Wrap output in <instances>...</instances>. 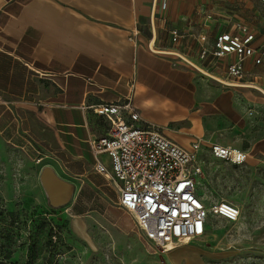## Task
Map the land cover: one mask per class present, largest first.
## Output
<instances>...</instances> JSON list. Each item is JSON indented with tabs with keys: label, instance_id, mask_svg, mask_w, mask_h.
<instances>
[{
	"label": "crops",
	"instance_id": "1",
	"mask_svg": "<svg viewBox=\"0 0 264 264\" xmlns=\"http://www.w3.org/2000/svg\"><path fill=\"white\" fill-rule=\"evenodd\" d=\"M221 1L0 0L2 131L12 139L22 135L43 167L52 166L79 190L87 186L101 197L113 190L117 205L115 186L94 170L89 142L111 124L110 116L92 111L95 105L131 98L140 126L153 124L184 146L199 140L206 148H243L246 142L254 148L261 134L255 128L247 134L252 119L246 110L260 98L247 88L257 83L264 61L247 59L249 73L235 80L227 77L234 55L201 59L200 53L212 49L218 33L235 30L218 26V13L236 18L259 39L264 35L255 29L256 0ZM173 30L180 34L177 42ZM153 39L156 48L177 50L239 85L222 84L175 54L151 50Z\"/></svg>",
	"mask_w": 264,
	"mask_h": 264
},
{
	"label": "rangeland",
	"instance_id": "2",
	"mask_svg": "<svg viewBox=\"0 0 264 264\" xmlns=\"http://www.w3.org/2000/svg\"><path fill=\"white\" fill-rule=\"evenodd\" d=\"M255 11L246 14H254L255 29L264 35L260 0ZM216 19L228 29L240 23L223 13ZM258 75L256 84L264 88V64ZM250 87L260 101L247 106L252 119L247 134L255 128L260 143L238 147L247 153L241 164L202 147V171L196 177L207 207L226 200L238 205L241 216L237 221L212 217L202 236L169 252L148 241L132 216L118 208L111 189L101 197L75 184L68 204L51 206L40 182L43 165L36 150L22 135L12 139L0 125V264H264V92Z\"/></svg>",
	"mask_w": 264,
	"mask_h": 264
},
{
	"label": "built area",
	"instance_id": "3",
	"mask_svg": "<svg viewBox=\"0 0 264 264\" xmlns=\"http://www.w3.org/2000/svg\"><path fill=\"white\" fill-rule=\"evenodd\" d=\"M179 37L173 30L172 41ZM199 37L206 40L205 34ZM208 55L217 59L234 55L236 58L227 65V77L242 80L249 73L244 66L247 59L255 64L264 61V39L241 24L234 31L218 33L212 49L203 48L200 58ZM92 111L111 117L106 133L89 142L94 170L115 186L118 207L132 216L142 234L161 251L202 236L212 217L230 221L240 218L238 205L221 200L207 207L199 195L196 177L202 171L201 141L186 147L153 124L140 126V113L131 98L101 103ZM208 150L214 157L237 164L247 158L246 152L230 145L213 143Z\"/></svg>",
	"mask_w": 264,
	"mask_h": 264
},
{
	"label": "water",
	"instance_id": "4",
	"mask_svg": "<svg viewBox=\"0 0 264 264\" xmlns=\"http://www.w3.org/2000/svg\"><path fill=\"white\" fill-rule=\"evenodd\" d=\"M40 182L51 206L61 207L72 200L75 184L60 177L52 166L46 165L42 168Z\"/></svg>",
	"mask_w": 264,
	"mask_h": 264
},
{
	"label": "bare ground",
	"instance_id": "5",
	"mask_svg": "<svg viewBox=\"0 0 264 264\" xmlns=\"http://www.w3.org/2000/svg\"><path fill=\"white\" fill-rule=\"evenodd\" d=\"M150 49H152L155 52H162V53H167V54H175L180 56L181 58H183L184 60H186L187 62L191 63L192 65H195L196 67H198L202 73H204L205 75H208L209 77H211L212 79H215L217 81H220L222 83H226V84H230V85H239L238 82H234V81H226L224 78H222L221 76H219L218 74L211 72L210 70H207L205 68H202L201 66H199L196 62H194L191 58L187 57L186 55L182 54L181 52L177 51V50H166V49H159L156 48L154 45V39L150 41ZM241 84V83H240ZM245 85V84H244ZM246 86V85H245ZM250 86L256 87L258 89H260L261 91L264 92V88H262L261 86H259L258 84H251ZM192 239H185L183 244L188 243V241H190ZM174 248V246H172Z\"/></svg>",
	"mask_w": 264,
	"mask_h": 264
}]
</instances>
